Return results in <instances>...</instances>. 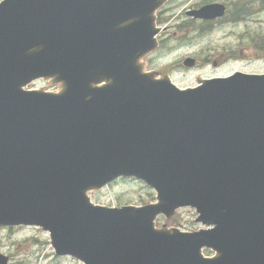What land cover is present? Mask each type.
<instances>
[{"label":"water","instance_id":"obj_1","mask_svg":"<svg viewBox=\"0 0 264 264\" xmlns=\"http://www.w3.org/2000/svg\"><path fill=\"white\" fill-rule=\"evenodd\" d=\"M164 1L0 3V227L38 226L57 256L84 264H264V74L179 89L143 73ZM40 78L63 90L21 89ZM122 177L157 202L92 204L89 190ZM181 207L212 228H154Z\"/></svg>","mask_w":264,"mask_h":264},{"label":"rangeland","instance_id":"obj_2","mask_svg":"<svg viewBox=\"0 0 264 264\" xmlns=\"http://www.w3.org/2000/svg\"><path fill=\"white\" fill-rule=\"evenodd\" d=\"M210 1L192 0L190 4L169 1L167 15L176 17L168 24L156 25L159 28L167 26L168 30L157 38L158 48L140 60L143 69L162 70L166 74H158V78L167 77L178 87L195 86L202 79L236 71L264 74V0H220L228 6V14L215 26L191 22L183 13L191 6ZM236 11L239 16L234 19L232 14ZM221 53H229L232 59L213 66L211 60L220 58ZM187 58L195 60L194 69L183 67ZM21 89L58 94L63 84L55 78H41ZM87 194L92 203L105 207L145 206L156 202V193L151 187L131 178H119L104 189H91ZM197 217L194 208L183 207L169 217L159 216L158 226L156 222L155 226L170 232L173 229L189 233L206 229L197 222ZM202 253L209 258L217 256L212 250L203 249ZM0 255L7 258V264H82L72 257L57 256L49 233L34 226L0 227Z\"/></svg>","mask_w":264,"mask_h":264},{"label":"flooded vegetation","instance_id":"obj_3","mask_svg":"<svg viewBox=\"0 0 264 264\" xmlns=\"http://www.w3.org/2000/svg\"><path fill=\"white\" fill-rule=\"evenodd\" d=\"M181 1H184L185 4H190L189 2L192 1V0H181ZM208 3H222V2L220 0H212V1L208 2ZM208 3H205V4H208ZM205 4H202V5H205ZM222 4H224V3H222ZM202 5L191 6V7L187 8V9H185V11L183 13L187 17L188 20H191V22H202V21L193 19V18H191V17L188 16V13L189 12H191L192 10L198 9ZM162 7H161V10L158 11V13H157V22H160L161 24H163L164 22H166V24H168L171 21H173L176 16L175 15L168 16L167 14H168V10L169 9H167L166 5H163ZM226 11L228 12V6H226ZM221 20L222 19H218V20L208 21V22H204V23H207L210 26H215ZM167 30H168V27L167 26H164L162 28L161 32L159 33L158 37H160L161 34H163L164 32H167ZM226 59H232L231 55L229 53H221L220 54V58H218L216 60H211V62L213 64V66H217V64L219 62H223Z\"/></svg>","mask_w":264,"mask_h":264}]
</instances>
